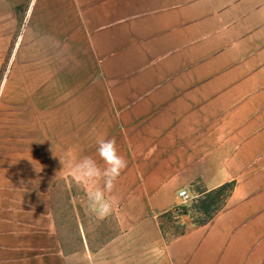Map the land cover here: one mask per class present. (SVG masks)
I'll list each match as a JSON object with an SVG mask.
<instances>
[{"label":"crops","instance_id":"1","mask_svg":"<svg viewBox=\"0 0 264 264\" xmlns=\"http://www.w3.org/2000/svg\"><path fill=\"white\" fill-rule=\"evenodd\" d=\"M139 11L96 32L91 46L111 77L131 78L110 88L127 104L156 105L154 119L167 121L159 144L173 153L168 184L233 182L227 207L173 239L156 214L109 212L108 238L77 254L55 244L51 221L42 228L37 214L0 212V264H264V0H147ZM119 39L131 49L113 51ZM37 43L32 56L47 52L33 64L44 68L17 72L24 89L69 58L68 44L55 52L50 37Z\"/></svg>","mask_w":264,"mask_h":264},{"label":"rangeland","instance_id":"2","mask_svg":"<svg viewBox=\"0 0 264 264\" xmlns=\"http://www.w3.org/2000/svg\"><path fill=\"white\" fill-rule=\"evenodd\" d=\"M146 3L0 0V212L37 214L42 228L51 221L55 244L75 254L101 235L108 238L109 212L156 214L166 238L173 239L203 226L194 224L188 212H196L206 192L226 186L213 205L220 212L234 188L231 182L207 190L201 178L184 187L168 184L173 168L163 165L173 153L161 152L165 147L159 144L160 125L167 121L154 119L156 105L143 104L142 98L127 104L122 89L110 88L112 82L118 86L131 78L111 77L108 58L96 53L91 41L111 22L131 23L130 15ZM46 36L60 44L55 52L69 45L68 61L24 89L17 72L40 76L31 69L44 68L33 63L47 51L36 58L32 54ZM131 47L119 39L113 51ZM100 140H114L126 163L107 186L104 178L97 182L107 206L98 216L87 210L86 193L72 179L67 161L88 157L102 171L107 165L97 153ZM60 159L66 163L63 169ZM181 189L188 192L187 200L179 198Z\"/></svg>","mask_w":264,"mask_h":264},{"label":"clouds","instance_id":"3","mask_svg":"<svg viewBox=\"0 0 264 264\" xmlns=\"http://www.w3.org/2000/svg\"><path fill=\"white\" fill-rule=\"evenodd\" d=\"M97 153L101 160L107 165L101 171L97 167L94 160L85 157L78 161H73L71 158L67 161V166L70 169V174L75 183L83 187L87 196V210L96 213L98 216L102 212H107L106 203L103 200L102 193L97 188V182L104 178L106 186L109 180L114 179L118 175L119 170L125 166L124 159L118 155L114 140L98 141ZM63 165L66 166L65 160L60 159Z\"/></svg>","mask_w":264,"mask_h":264},{"label":"trees","instance_id":"4","mask_svg":"<svg viewBox=\"0 0 264 264\" xmlns=\"http://www.w3.org/2000/svg\"><path fill=\"white\" fill-rule=\"evenodd\" d=\"M226 186L219 189L206 192L203 198L199 199V203L196 206V212H188L194 224L197 225H207L215 219L219 213L217 210L214 211L213 205L215 203V198L220 196V191L225 190ZM216 196V197H215Z\"/></svg>","mask_w":264,"mask_h":264},{"label":"built area","instance_id":"5","mask_svg":"<svg viewBox=\"0 0 264 264\" xmlns=\"http://www.w3.org/2000/svg\"><path fill=\"white\" fill-rule=\"evenodd\" d=\"M179 195L183 200H187L189 198V194L186 190H182Z\"/></svg>","mask_w":264,"mask_h":264}]
</instances>
